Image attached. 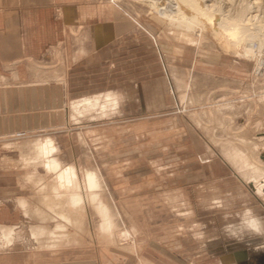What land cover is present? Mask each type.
<instances>
[{
	"label": "rangeland",
	"instance_id": "rangeland-1",
	"mask_svg": "<svg viewBox=\"0 0 264 264\" xmlns=\"http://www.w3.org/2000/svg\"><path fill=\"white\" fill-rule=\"evenodd\" d=\"M101 2L133 21L135 35L148 37L150 80L159 69L177 73L180 89L170 80L164 109L126 108L103 122L93 108H81L85 122H76V102L66 97L52 124L0 134L5 164H36L38 206L53 207V219L0 228V264H264V251H252L248 241L221 235L203 251L191 239L195 221L210 232L222 227V214L210 207L214 198L264 214V0H221L219 17L237 25V39L206 22H172L151 2ZM46 142L53 145L47 161L74 167L77 180L68 185L44 166L39 151ZM76 183L84 214L57 218L72 214L65 202Z\"/></svg>",
	"mask_w": 264,
	"mask_h": 264
},
{
	"label": "crops",
	"instance_id": "crops-1",
	"mask_svg": "<svg viewBox=\"0 0 264 264\" xmlns=\"http://www.w3.org/2000/svg\"><path fill=\"white\" fill-rule=\"evenodd\" d=\"M137 31L115 5L101 0H0V134L52 124L66 97L76 102V122H85L81 108L100 110L102 122L114 120L116 112L124 116L126 108L131 114L134 108L140 114L164 109L167 82L178 84L179 74L159 69L150 80L148 37ZM37 171L30 162L7 165L0 155V228L53 219V207L38 206ZM84 202L66 201L72 214L56 217L81 218Z\"/></svg>",
	"mask_w": 264,
	"mask_h": 264
},
{
	"label": "bare ground",
	"instance_id": "bare-ground-1",
	"mask_svg": "<svg viewBox=\"0 0 264 264\" xmlns=\"http://www.w3.org/2000/svg\"><path fill=\"white\" fill-rule=\"evenodd\" d=\"M139 1H142V2L144 1V2H149V3L151 2L155 6V9L157 12L165 15V17L170 19L172 22L179 23V25H185L190 28L192 25L196 23L206 22L209 25H212V27L222 30L223 33H225L227 36L231 38H234V39L240 38L239 36L240 31L237 25L227 27L226 25H224L226 20L223 19L225 21L224 22L222 18H220L222 17L221 14L219 17V13L221 12V10L223 11L222 9L223 5H221L220 3L221 0H214L213 3L211 4H208L206 2L208 0H165V1L171 2L172 6L170 7L169 6L165 7L162 4L164 3L163 2L164 0L163 1L161 0H139ZM220 19L222 21H220ZM91 105L92 104H90V106ZM52 152H53V145L51 142H49L40 148V151H39L40 158L44 160V158L46 159V157H48V155ZM46 165L49 166L52 170L60 172V174L58 175L59 178L66 179V182L68 185L70 182L72 183L74 179L77 180V171L74 168H66V169L61 168V166L55 160H48ZM84 176L86 177V175ZM87 181H88L87 184L91 189L92 188L95 189L99 185L97 177L95 173L93 172L87 173ZM75 189H76L75 191L73 190L72 193H70V201L73 205L79 204L82 201L83 197L85 196V195L82 196V194L79 193L80 187L79 185H77V183H76ZM92 194L93 193H91V195ZM92 197L96 198L95 194L92 195ZM103 212L105 214V217L107 219H110L109 212L106 208H104ZM62 217H65V216H62ZM110 224L111 223L108 221L106 225L110 227L111 226Z\"/></svg>",
	"mask_w": 264,
	"mask_h": 264
},
{
	"label": "clouds",
	"instance_id": "clouds-1",
	"mask_svg": "<svg viewBox=\"0 0 264 264\" xmlns=\"http://www.w3.org/2000/svg\"><path fill=\"white\" fill-rule=\"evenodd\" d=\"M210 207L222 214L224 223L220 229L213 228L210 232L207 224L195 221L191 239L198 249L206 251L209 243L223 235L224 238L237 243L248 241V246L254 252L264 251V214L258 213L253 206L245 202L230 205L223 198L212 199ZM255 239L261 242L252 245L251 241Z\"/></svg>",
	"mask_w": 264,
	"mask_h": 264
}]
</instances>
